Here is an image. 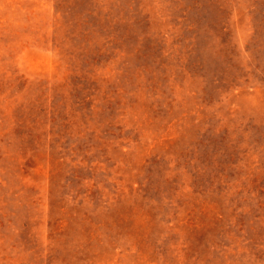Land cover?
Masks as SVG:
<instances>
[{
  "label": "rangeland",
  "instance_id": "1",
  "mask_svg": "<svg viewBox=\"0 0 264 264\" xmlns=\"http://www.w3.org/2000/svg\"><path fill=\"white\" fill-rule=\"evenodd\" d=\"M0 264H264V0H0Z\"/></svg>",
  "mask_w": 264,
  "mask_h": 264
}]
</instances>
